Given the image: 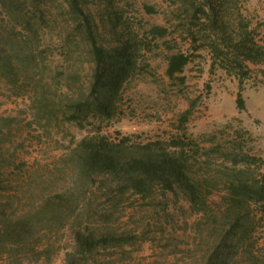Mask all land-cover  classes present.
Here are the masks:
<instances>
[{"label": "rangeland", "instance_id": "rangeland-1", "mask_svg": "<svg viewBox=\"0 0 264 264\" xmlns=\"http://www.w3.org/2000/svg\"><path fill=\"white\" fill-rule=\"evenodd\" d=\"M82 5L101 45L131 40L139 51L113 116L68 123L65 103L88 95L93 68L90 42L68 0H0V214L13 222L71 190L78 226L129 237L122 245L99 248L83 264H264V217L248 207L241 228L233 230L235 217L224 199L237 170L261 177L264 164L234 167L223 155L240 144L264 160V64H247L246 108L240 111V79L220 67L225 57L219 63L211 51L218 45L221 55L233 57L242 31L264 45V0H82ZM155 27L165 29V36L153 34ZM174 52L191 61L170 79L166 58ZM189 108L192 115L181 130L180 116ZM240 126L254 139L238 134ZM184 132L189 173L206 201L203 211L193 209L180 191L118 196L110 176L77 181L71 156L83 138L127 139L131 146L169 142L184 138ZM211 134L217 152L202 143ZM51 224L40 227L36 239H42L35 243L52 246L48 257L39 249L15 255L5 244L0 264H63L73 248L72 231L69 224L63 229Z\"/></svg>", "mask_w": 264, "mask_h": 264}, {"label": "trees", "instance_id": "trees-1", "mask_svg": "<svg viewBox=\"0 0 264 264\" xmlns=\"http://www.w3.org/2000/svg\"><path fill=\"white\" fill-rule=\"evenodd\" d=\"M68 5L72 15L80 23L78 28L90 42L93 68L88 95L65 103L63 119L68 123H80L90 115L93 118H111L119 91L136 68L138 44L122 39L111 48L104 47L96 39L90 15L84 12L82 0H68ZM152 32L160 37L165 36V29L160 27L153 28ZM233 47V57L221 55L222 50L218 45L211 46V51L217 62L225 57L224 63L219 62L220 67L240 79L236 106L238 110L244 111L246 106L242 96L243 83L250 73L247 64H264V45L256 43L242 31ZM166 59V75L170 79L182 74L191 61L190 56L183 52L171 53ZM46 110L52 112L48 106ZM191 115L192 108L181 114V130H184ZM238 129V134L247 135L250 140L254 139L247 129L241 126ZM184 138L176 137L169 142H146L131 146H128L127 139L114 142L98 136L83 138L73 148L71 156L77 181L84 184L97 175L110 176L115 181L118 196L131 191L146 198L157 189L163 194L180 191L193 209L203 211L206 201L200 192L199 181L189 173V144L185 132ZM201 138L202 143L212 145L210 151H219L220 146L215 143V134ZM190 142L195 143L196 140L191 139ZM223 155L234 167L264 164L262 157L253 156L240 144L230 146ZM224 199L227 210L235 217L233 230L241 228L242 215L246 213L247 216L248 207L253 206L256 212L264 217V174L261 177L248 178L245 176V170H237L236 176H232L225 186ZM75 205L74 193L65 190L35 211L21 215L13 222H7L0 214V247L10 245L9 251H15V255L39 254L36 252L39 249L40 254L48 257L52 246L41 248L35 244L38 239L36 235L40 234V227L44 223H53L51 225H57V228L62 226V229L69 224L71 228L73 248L65 252L63 264H83L99 248L127 243L129 237L126 234L107 230L109 228L97 232L88 226H78L72 212ZM41 239L42 237L38 240Z\"/></svg>", "mask_w": 264, "mask_h": 264}]
</instances>
